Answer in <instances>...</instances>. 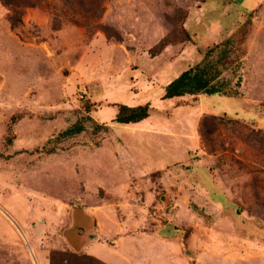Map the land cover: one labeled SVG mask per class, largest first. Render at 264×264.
Masks as SVG:
<instances>
[{
	"label": "rangeland",
	"instance_id": "374dc122",
	"mask_svg": "<svg viewBox=\"0 0 264 264\" xmlns=\"http://www.w3.org/2000/svg\"><path fill=\"white\" fill-rule=\"evenodd\" d=\"M226 39L225 94L163 98ZM120 104L148 116L117 123ZM119 223L185 264H264V0L0 1V264Z\"/></svg>",
	"mask_w": 264,
	"mask_h": 264
},
{
	"label": "trees",
	"instance_id": "16d2710c",
	"mask_svg": "<svg viewBox=\"0 0 264 264\" xmlns=\"http://www.w3.org/2000/svg\"><path fill=\"white\" fill-rule=\"evenodd\" d=\"M4 5L12 6L14 0H0ZM10 22L16 26L19 20L17 12L10 15ZM239 46L226 39L207 48L200 62L183 70L164 87L163 98H172L185 94L205 93L225 94L224 84L219 81L223 70L233 67L239 61ZM148 104L128 106L118 105L113 121L117 123H135L148 116ZM81 123H75L62 132L65 136L77 134L83 130ZM50 264H106L96 257L86 253H76L67 250H52L49 253Z\"/></svg>",
	"mask_w": 264,
	"mask_h": 264
},
{
	"label": "crops",
	"instance_id": "0c3cea01",
	"mask_svg": "<svg viewBox=\"0 0 264 264\" xmlns=\"http://www.w3.org/2000/svg\"><path fill=\"white\" fill-rule=\"evenodd\" d=\"M123 224L108 227L101 241L88 243L86 253L106 264H185L176 239L158 231L135 230Z\"/></svg>",
	"mask_w": 264,
	"mask_h": 264
}]
</instances>
